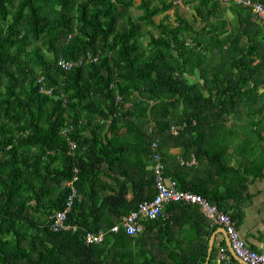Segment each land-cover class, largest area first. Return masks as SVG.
Segmentation results:
<instances>
[{
    "label": "trees",
    "instance_id": "16d2710c",
    "mask_svg": "<svg viewBox=\"0 0 264 264\" xmlns=\"http://www.w3.org/2000/svg\"><path fill=\"white\" fill-rule=\"evenodd\" d=\"M135 1L0 0V264H104L85 234L108 230L155 195L156 139L166 174L223 208V195L185 179L194 167L171 148L212 155L209 142L237 96L264 88V24L235 2L141 0L134 16ZM61 57L74 67L61 68ZM76 174L80 196L68 221L78 228L55 232L51 216ZM102 186L109 193L100 199ZM179 204L194 206L197 234H210L198 205L174 201L166 211ZM207 255L203 239L201 257L182 264H205Z\"/></svg>",
    "mask_w": 264,
    "mask_h": 264
},
{
    "label": "crops",
    "instance_id": "0c3cea01",
    "mask_svg": "<svg viewBox=\"0 0 264 264\" xmlns=\"http://www.w3.org/2000/svg\"><path fill=\"white\" fill-rule=\"evenodd\" d=\"M221 31L236 32L226 28ZM250 82L244 90L253 87L254 80ZM255 91L250 89L247 95L237 96L235 111L221 125L219 137L209 142L212 155L203 153L197 157L184 144L172 147L171 154L182 165L195 157L194 165H186L194 168L185 179L211 196L223 195L222 209L231 213L247 244L256 251H264V88ZM108 193L100 187V199ZM131 197L129 192L127 198ZM193 208L188 204L172 206L165 218L144 221L143 229L136 235L116 238L110 234L116 231L107 232L91 255L105 259L104 264H182L187 255L199 259L203 239H207L205 264H234L230 255L238 259L230 248L225 227L211 220L210 234H197L196 229L203 230V226L195 227L198 213Z\"/></svg>",
    "mask_w": 264,
    "mask_h": 264
},
{
    "label": "built area",
    "instance_id": "2783aa9c",
    "mask_svg": "<svg viewBox=\"0 0 264 264\" xmlns=\"http://www.w3.org/2000/svg\"><path fill=\"white\" fill-rule=\"evenodd\" d=\"M227 2H235L244 6L252 8L257 18L264 24V2L261 0H223ZM98 56L93 57L88 54V60H97ZM58 64L65 70H71L74 67V62L61 57ZM44 77H41V80ZM43 89V87H42ZM51 92V90H50ZM117 99L122 101V96L118 95ZM186 122L182 124H173L171 133L179 134L180 130L186 126ZM72 147H76L74 141H70ZM151 147L153 149V170L155 175L156 193L150 199L141 201L138 206L128 213H126L120 222L114 224L108 230L87 231L85 234V241L87 244L102 242L104 236L110 231L123 230L128 235L138 234L144 227L143 223L146 220H153L165 218L167 216L166 207L174 201L196 204L201 207L204 214L210 218L214 223L225 227L228 237L230 239L231 247L234 252L248 264H264V251H256L251 248L244 237L241 235L240 229L237 227L231 213L223 210L217 203L211 202L202 194L181 188L176 179L167 175L165 172V163L162 160V154L159 150V139L152 141ZM184 162V161H183ZM185 163L194 165L196 163L195 157ZM79 170L75 169L77 173ZM78 175L76 174L69 185L72 188L71 193L65 201L63 209L56 210L51 218L50 227L53 231L58 232L62 230L73 229L76 230L78 226L68 221V213L72 209L74 201L80 196L75 185ZM225 255L223 254V258Z\"/></svg>",
    "mask_w": 264,
    "mask_h": 264
},
{
    "label": "rangeland",
    "instance_id": "374dc122",
    "mask_svg": "<svg viewBox=\"0 0 264 264\" xmlns=\"http://www.w3.org/2000/svg\"><path fill=\"white\" fill-rule=\"evenodd\" d=\"M140 1L141 0H136L135 1V4L129 9V14H132V15H134V16H137L138 14H140V13H142V9H140L139 7H138V5H139V3H140ZM181 2V1H180ZM186 9L188 10V14L186 15V17L191 21V23H193L194 21H193V16H192V14H193V9H192V7L190 8V6L189 5H187L186 6ZM170 13L173 15V10H170ZM230 15H231V13H230ZM161 17H162V14H160V15H157V16H155V19L157 20V21H159L160 19H161ZM229 17H231V16H229ZM173 20H175V18L172 16L171 17ZM260 21V20H259ZM261 22V21H260ZM202 37H207V35H202ZM189 42L191 41V42H193L194 43V41L192 40V39H190V40H188ZM144 42H147V39L146 38H144ZM190 78L194 81V80H198V77L197 76H193V75H190Z\"/></svg>",
    "mask_w": 264,
    "mask_h": 264
},
{
    "label": "water",
    "instance_id": "95a60500",
    "mask_svg": "<svg viewBox=\"0 0 264 264\" xmlns=\"http://www.w3.org/2000/svg\"><path fill=\"white\" fill-rule=\"evenodd\" d=\"M228 235V234H227ZM229 245H230V248H231V250H232V252H233V254L235 255V257L241 262V263H243V264H248V263H246V262H244L235 252H234V250L232 249V247H231V243H230V239H229Z\"/></svg>",
    "mask_w": 264,
    "mask_h": 264
}]
</instances>
